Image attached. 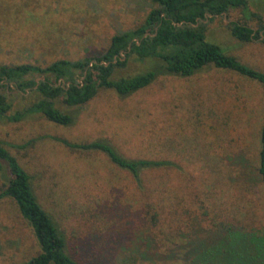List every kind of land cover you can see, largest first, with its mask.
<instances>
[{"label": "rangeland", "instance_id": "374dc122", "mask_svg": "<svg viewBox=\"0 0 264 264\" xmlns=\"http://www.w3.org/2000/svg\"><path fill=\"white\" fill-rule=\"evenodd\" d=\"M154 6L150 0H0V64L100 54L112 35L138 26ZM230 21L258 27L264 0H247L206 23L208 41L264 73V44L236 39ZM151 66L131 61L117 73ZM252 80L212 66L189 77L160 75L127 96L101 89L83 106L62 105L68 124L40 113L19 121L0 117V139L31 176L39 203L80 264H196L187 244L197 235L227 224L264 233L258 172L264 87ZM8 96L13 110L37 98L17 90ZM98 140L127 159L161 164L134 175L102 150L70 146ZM5 180L0 174V186ZM39 251L15 203L0 200V264L25 262Z\"/></svg>", "mask_w": 264, "mask_h": 264}, {"label": "trees", "instance_id": "16d2710c", "mask_svg": "<svg viewBox=\"0 0 264 264\" xmlns=\"http://www.w3.org/2000/svg\"><path fill=\"white\" fill-rule=\"evenodd\" d=\"M154 6L136 27L111 36L100 54L77 59L61 58L48 64H0V117L19 121L40 113L59 124L71 122L61 106L78 107L88 103L101 89L127 96L149 85L158 76L171 74L189 77L212 66L234 71L257 80L264 87V73L246 66L216 43L206 39V23L230 8L246 7L247 0H150ZM252 16H257L252 13ZM231 34L241 42L264 44V23L253 28L230 21ZM133 62H151L149 69L131 75H118ZM35 93L37 98L13 110L8 93ZM86 150H102L118 166L137 175L141 168L161 162L127 159L105 140L70 144ZM258 172L264 186V117L260 131ZM0 200L13 201L22 219L32 228L40 251L18 264H80L66 251V242L51 215L42 207L31 176L10 155L0 139ZM187 256L196 264H264V233L244 226L227 224L193 237Z\"/></svg>", "mask_w": 264, "mask_h": 264}, {"label": "crops", "instance_id": "0c3cea01", "mask_svg": "<svg viewBox=\"0 0 264 264\" xmlns=\"http://www.w3.org/2000/svg\"><path fill=\"white\" fill-rule=\"evenodd\" d=\"M227 70V69H226ZM229 71H231V70H229ZM251 81V80H250ZM253 81V80H252ZM255 82V81H254ZM222 97V96H221Z\"/></svg>", "mask_w": 264, "mask_h": 264}]
</instances>
